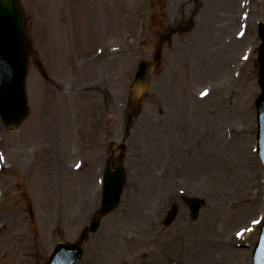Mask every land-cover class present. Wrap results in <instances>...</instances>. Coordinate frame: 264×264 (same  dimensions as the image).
<instances>
[{"label": "rangeland", "instance_id": "obj_1", "mask_svg": "<svg viewBox=\"0 0 264 264\" xmlns=\"http://www.w3.org/2000/svg\"><path fill=\"white\" fill-rule=\"evenodd\" d=\"M241 1L21 0L45 74L29 62V113L16 129L0 121V264H43L58 242L76 240L88 226L99 198L85 180L90 152L80 172L73 168L80 143L92 157L103 152L97 132L108 117L119 142L137 62L152 60L162 23L192 11V30L164 44L132 118L124 161L131 186L89 233L78 264L251 263L264 210L253 104L264 0ZM246 9V34L234 39ZM204 87L211 95L200 99ZM186 188L204 196L195 220L179 193ZM141 199L153 229L147 217L124 215ZM172 204L177 215L164 225Z\"/></svg>", "mask_w": 264, "mask_h": 264}, {"label": "water", "instance_id": "obj_2", "mask_svg": "<svg viewBox=\"0 0 264 264\" xmlns=\"http://www.w3.org/2000/svg\"><path fill=\"white\" fill-rule=\"evenodd\" d=\"M260 37L262 43L259 47L257 66L261 92L255 100V105L258 118L257 151L264 164V24H260ZM30 56V43L26 35L25 16L20 0H0V118L7 128L18 126L28 113L25 79ZM151 64L157 66V55L152 63L144 59L138 63V71L127 103L129 113L137 110L138 104L145 96ZM116 174L123 177L119 166ZM110 176L112 174L107 173L105 177ZM121 184L122 181L117 185L116 192L112 191L110 185H106L101 207L91 219L88 231L94 232L99 226L100 218L117 206ZM194 206L196 211L200 204L197 202ZM30 215L33 218L31 209ZM172 217L173 212L170 213L167 223ZM85 238L86 234H83L75 243H58L45 264H75L81 257L83 250L80 244ZM252 256V264H264V221Z\"/></svg>", "mask_w": 264, "mask_h": 264}, {"label": "bare ground", "instance_id": "obj_3", "mask_svg": "<svg viewBox=\"0 0 264 264\" xmlns=\"http://www.w3.org/2000/svg\"><path fill=\"white\" fill-rule=\"evenodd\" d=\"M226 1H229V0H226ZM210 95H211V92H209L208 95L204 99H206ZM211 139L215 143V141H216L217 138L214 137V138H211ZM83 167H84V165L80 168L79 172L83 169ZM87 178H88V176L85 177V180ZM164 183L165 184H168V179L165 178L164 179ZM124 215L126 217H129L130 219H132L133 216H139V218L142 217L144 219L147 217L148 218V222H147L148 223V227H150L151 229L154 228V223L152 221V218L151 219L149 218V217H151V215H150V212L148 210V207H147L145 201L142 200V199L139 200V201L132 200L130 203H128L127 204V207H126V209L124 211ZM156 228L157 227L155 226V229L153 231L157 230Z\"/></svg>", "mask_w": 264, "mask_h": 264}, {"label": "flooded vegetation", "instance_id": "obj_4", "mask_svg": "<svg viewBox=\"0 0 264 264\" xmlns=\"http://www.w3.org/2000/svg\"><path fill=\"white\" fill-rule=\"evenodd\" d=\"M191 15L192 14H194V12L192 11L191 13H190ZM182 17H183V15H182ZM183 21V18L180 20V22L178 23V22H173V23H171V24H168V23H166V24H162L161 25V31H163V32H165L166 33V37H167V39L168 38H170V36L173 34V32L175 31V30H180L179 28H180V23ZM180 24V25H179ZM169 33H170V35H169ZM171 40V38L169 39V41ZM168 43H170V42H168ZM128 127L129 126H131V121L130 122H127V124H126ZM105 132V135H106V137H108L109 136V134L111 135V133H112V135H113V130H111L110 128H107L106 130H104V129H102V130H100V129H98V132H97V138H98V141L101 143L102 142V137H100V136H102V133H104ZM99 145V144H98ZM120 146V145H119ZM120 147H124L123 145L122 146H120ZM124 150H125V148H124ZM113 154H114V151L111 153V152H108L107 151V157H109V156H113ZM124 157H126V155L124 156ZM95 162H97V158H96V161ZM96 165H97V163H96ZM183 196H185V195H183ZM182 196V197H183ZM202 199H204V196H200Z\"/></svg>", "mask_w": 264, "mask_h": 264}]
</instances>
